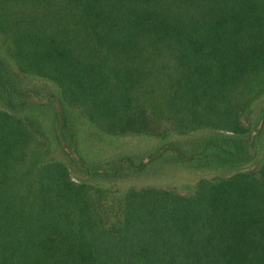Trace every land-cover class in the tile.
Wrapping results in <instances>:
<instances>
[{
    "label": "trees",
    "instance_id": "1",
    "mask_svg": "<svg viewBox=\"0 0 264 264\" xmlns=\"http://www.w3.org/2000/svg\"><path fill=\"white\" fill-rule=\"evenodd\" d=\"M262 102L264 0H0V264H264Z\"/></svg>",
    "mask_w": 264,
    "mask_h": 264
},
{
    "label": "rangeland",
    "instance_id": "2",
    "mask_svg": "<svg viewBox=\"0 0 264 264\" xmlns=\"http://www.w3.org/2000/svg\"><path fill=\"white\" fill-rule=\"evenodd\" d=\"M28 99L36 103L48 104L51 100V94H53L54 87L51 84H46L43 81H31L28 82ZM27 88V86H26ZM55 100V99H53ZM57 105V103H56ZM264 106V102L260 103ZM249 123V122H248ZM158 145L155 141L139 140L134 138L121 139L115 141H109L103 144L99 149L103 153V158H113L119 155H142L147 156L154 147ZM95 150V149H94ZM96 152V151H95ZM149 173L142 175H134L124 179L118 183L121 187H146V186H158L175 188L181 193H188L195 182L201 177H212L216 173L201 172L200 170H194L186 167L185 165H175L163 162V164H157ZM76 176H80L76 174ZM82 177V176H81Z\"/></svg>",
    "mask_w": 264,
    "mask_h": 264
},
{
    "label": "water",
    "instance_id": "3",
    "mask_svg": "<svg viewBox=\"0 0 264 264\" xmlns=\"http://www.w3.org/2000/svg\"><path fill=\"white\" fill-rule=\"evenodd\" d=\"M257 132H254V135L256 134Z\"/></svg>",
    "mask_w": 264,
    "mask_h": 264
}]
</instances>
